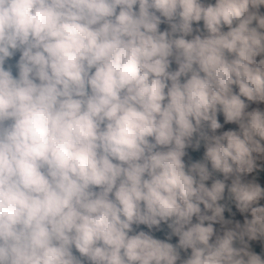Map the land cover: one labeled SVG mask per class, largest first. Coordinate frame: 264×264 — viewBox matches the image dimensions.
Masks as SVG:
<instances>
[{
    "label": "clouds",
    "instance_id": "1",
    "mask_svg": "<svg viewBox=\"0 0 264 264\" xmlns=\"http://www.w3.org/2000/svg\"><path fill=\"white\" fill-rule=\"evenodd\" d=\"M0 264H264V0H0Z\"/></svg>",
    "mask_w": 264,
    "mask_h": 264
},
{
    "label": "rangeland",
    "instance_id": "2",
    "mask_svg": "<svg viewBox=\"0 0 264 264\" xmlns=\"http://www.w3.org/2000/svg\"><path fill=\"white\" fill-rule=\"evenodd\" d=\"M173 67H175V65H173Z\"/></svg>",
    "mask_w": 264,
    "mask_h": 264
},
{
    "label": "trees",
    "instance_id": "3",
    "mask_svg": "<svg viewBox=\"0 0 264 264\" xmlns=\"http://www.w3.org/2000/svg\"><path fill=\"white\" fill-rule=\"evenodd\" d=\"M157 235H159V234H157Z\"/></svg>",
    "mask_w": 264,
    "mask_h": 264
}]
</instances>
